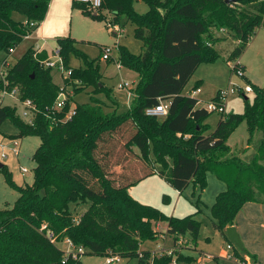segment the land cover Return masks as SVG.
Instances as JSON below:
<instances>
[{"label":"trees","instance_id":"trees-1","mask_svg":"<svg viewBox=\"0 0 264 264\" xmlns=\"http://www.w3.org/2000/svg\"><path fill=\"white\" fill-rule=\"evenodd\" d=\"M51 1L0 0V49L10 54L28 32L26 24L13 19L15 11L26 16L27 22L40 25ZM133 1L103 0L98 15L89 4L74 1L73 5L88 17L106 20L105 10L114 20L123 17L136 26L135 36L143 43L141 55L120 49L119 64L138 74L126 113L108 112L106 104L92 98L93 106L76 105L71 121L53 124L46 108L55 105L62 90L52 80L53 71L43 65L47 53L34 59L36 53L30 48L7 73L10 88L19 87L21 100H31L39 113L29 124L19 117L16 107L0 105V127L11 119L20 138L37 137L40 146L33 156V184L15 187L20 195L15 206L0 210V264H82V259L65 260L56 243L66 239L85 249V255L115 254L137 258L139 264H150L151 259L153 264H172L176 257L177 264H190L192 258L182 251L154 258L141 251L146 242L159 240L154 229L159 222L167 223L174 244L188 233L197 239L200 230L193 215L167 217L133 199L129 190L153 175L180 193L193 184L199 192L197 206L207 185L206 172L223 181L228 189L218 195L212 208L213 226L229 244L226 230L235 227L242 208L247 203L264 205V88L251 84L255 97L252 102L245 98V112L222 115L211 134L206 133L203 121L212 112L197 108L199 101L191 94L183 95L202 63L218 56L214 46L219 40L234 41L228 63L243 55L256 30L264 27V0L233 4L226 0H142L149 8L146 14L135 12ZM59 48L66 67L72 69L63 85L73 91L61 117L84 88L92 87L97 95L106 93L115 103L94 62L85 60V68L80 69L69 66L71 55L81 59L73 40L60 41ZM160 101L170 103L168 115L163 119L147 116L146 111ZM243 122L249 133L247 152L235 155L227 140ZM119 153L134 154L146 169L138 167L134 179L128 174L117 178L113 168L119 165L114 163ZM0 170L5 172V166ZM6 177L14 187L10 175ZM89 203V209L76 217L73 208Z\"/></svg>","mask_w":264,"mask_h":264},{"label":"rangeland","instance_id":"rangeland-1","mask_svg":"<svg viewBox=\"0 0 264 264\" xmlns=\"http://www.w3.org/2000/svg\"><path fill=\"white\" fill-rule=\"evenodd\" d=\"M74 1L55 0L54 2L52 0L44 20L40 23V29H42L40 33H33L32 39L24 40L13 54L0 49V85L3 80L2 72H10L18 60L23 58L28 49L32 48L36 53L34 59H37L40 53H47L48 58H52L59 48L60 41L69 39L73 40L75 49L81 55V59L71 55L69 66L74 69H80L85 68V60L94 62L95 66L100 69L101 74L104 75L103 83L111 91L110 96L118 98V101L114 103L106 93L94 94V89L89 87L74 95V104L93 106L92 98H96L106 104V111L117 112V114L126 113L130 107L127 102L129 89H120L119 85L123 82L132 83L136 81L137 74L125 68L119 71L118 65L120 63V49H125L136 57H139L143 51V43L135 36L136 26L132 21L126 22L123 17L120 20H114L111 12L105 10H103V15L108 18L106 20L104 18L88 17L81 10L73 7ZM238 7L240 9L247 8L245 5H239ZM92 10L98 15L102 11V6L97 11ZM133 10L138 14H146L149 8L142 0H134ZM13 19L23 24L28 21L27 17L18 11L13 13ZM110 21L114 23L118 21L120 23L123 29L121 37L115 36L112 33V29L107 27V23ZM36 41L38 44H36ZM107 46L113 49L112 59L109 62L102 59V49ZM233 49L234 41L231 38L219 40L214 46V51L217 52L218 56L213 60H205L183 91V95H189L193 89H201L200 93L192 95L193 98L199 101V109L206 108L208 103L216 99L221 91L226 92L233 89V92L230 91L226 100V111L227 113L243 114L245 112V98L252 102L255 92L243 95L239 92V89H245L251 84L264 88V27L262 26L256 30L243 55L235 62L228 63ZM5 61H8L7 65L4 64ZM237 63L244 68L246 79L233 74L232 70ZM120 72L123 77L119 76ZM50 75L55 84L61 85L63 83L59 74L51 72ZM4 105L16 107L19 117H22L23 106L17 97H5ZM221 116L220 113L214 112L203 121V125L208 129L207 134H211L215 130ZM190 136L188 135L187 137L189 138ZM12 139H18L20 142L21 153L19 158H17L13 152L8 150V158L3 159L0 148V164L5 166V172L0 170V210L15 206L20 196L15 187L21 188L25 185L33 184L34 170L36 168L33 156L40 146V139L37 137L20 138V131L13 121L8 119L0 127V144H8ZM248 139L247 123L243 122L229 137L227 145L235 155H240L247 152ZM119 154H121L117 157L119 160L114 162L119 165L113 168L117 178L128 174L129 177L134 179L135 174L139 172L137 171L138 167L146 169L145 164L134 154L128 157L122 153ZM151 157L154 159V155H151ZM20 166L27 168L29 172L25 175L22 174ZM131 168L134 169V172ZM7 175H10L11 180L14 182V187L7 182ZM206 179L207 185L203 193H200L202 198L198 206L196 205L198 195L192 194L193 184H190L183 191L184 197L177 202L175 191L158 175L138 183L133 187L135 190H132V188L130 193L136 201L154 207L167 217L174 216L180 219L192 215L195 217V220L200 224L198 238L195 239L191 234H186L185 239L189 243L190 249L185 250L183 253L185 257L192 258L190 264H240L236 261L237 257L242 258L247 264H264L263 260L255 263L248 254L251 253L252 255H257L259 259H264V230L262 228L264 225V207L254 204V207L249 210L251 220L257 221L255 227L251 228L248 226L251 228L250 234L253 237L251 245L249 248L246 247L247 252L235 246L237 255L233 251V259L230 260L227 258L228 250L223 236L213 226L215 218L212 214V208L218 195L227 191L228 187L212 172H206ZM222 184L225 185L223 190L220 189ZM89 207L90 203L76 206L73 211L76 217H80ZM157 225L160 227L158 232H166L168 229L166 222L154 224L155 230ZM158 235L160 237L158 241L146 242L141 246V251H156L157 245L163 244L161 234L159 233ZM172 241L169 238L167 241L168 247ZM56 245L62 252H67L68 246L64 241L57 242ZM187 246L188 244L186 243L181 248L184 249ZM82 264H106V256L87 254L82 257ZM121 264L139 263L137 258H123Z\"/></svg>","mask_w":264,"mask_h":264},{"label":"built area","instance_id":"built-area-1","mask_svg":"<svg viewBox=\"0 0 264 264\" xmlns=\"http://www.w3.org/2000/svg\"><path fill=\"white\" fill-rule=\"evenodd\" d=\"M75 2L82 3V4H89L92 7V9L96 11L102 6V0H75ZM25 24H26L25 26L28 28V32L25 35L24 40H30L32 38L31 37L32 34L35 33V31L39 27V24L36 22H26ZM107 27L112 29V33L115 36L121 37L123 35V29L119 24L110 21L107 23ZM60 51L61 49L58 48L57 51L55 52V55L52 58H48L44 62L43 65L45 66V68L51 69L52 71H55L58 74H60L64 80L70 79L72 75V69L66 67L63 61V58L60 55ZM112 51L113 49L111 47H105V49L103 48L102 59L104 61L110 60L112 58L111 57ZM14 52H15V49L11 50L10 54H13ZM118 69L119 70L122 69V66L120 64L118 65ZM232 72L233 74H236L239 77L246 79L244 68L241 67L239 63L235 65ZM6 77H7V73L2 72L3 80L0 86V105L4 104V98L7 96L17 97L23 106L22 119L29 124H33L34 117L37 115V113H39L38 107L31 100H21V91L19 87H13L11 89ZM130 87H132V83H129V82H123L122 84L119 85L120 89H124V88L130 89ZM61 90L62 91L59 94L55 105L53 107L46 108V111L51 115V116H48V118L51 119L53 124H58L59 122L65 123V122L71 121L73 117L76 115V105L72 103L69 111L65 113L64 117H61V115L64 114L63 113L64 109L66 108L67 104L69 103L73 95V91L71 87H65L64 85H62ZM230 91L233 92V89H231ZM230 91H226V92L221 91L216 97L217 98L216 100L214 99L212 102L208 103L206 110L208 112H212V113L218 112L221 115H226L227 114L226 100H227L228 95L230 94ZM200 92H201V89H197L196 91L191 92V95H195ZM239 92L243 95H246V94L253 93L254 89L252 85H248L245 89H242V88L239 89ZM129 96L133 98L134 94L130 93ZM169 108H170V103L160 101L158 106L148 109L146 111V115L149 117L163 119L168 115ZM20 147L21 145L18 139H12L10 143L8 144L1 143L0 148L2 150V158L3 159L8 158V155H7L8 150L13 152V154L17 158H19L20 153H21ZM20 171L24 175L29 172L28 169L23 166H20ZM159 228H160L159 225H157L156 230L158 231ZM159 233L161 234V241L163 244L156 251L150 252L152 254V258L161 257L164 255L173 256L175 252L180 251V248L184 244H186L185 240H179L175 246L168 247L166 245V242L170 238L168 235V232L166 231V232H159ZM52 237L53 235H50V238ZM53 242H55V239L53 240ZM64 242L68 246L67 252H64L66 256V259H65L66 261L69 257L72 258L74 261L82 259V257L86 253L85 249L81 247H77L69 239L64 240ZM226 248L228 250L227 258L232 260L233 259L232 251L234 250V247L232 244H227ZM140 256L142 257V254ZM122 260L123 258L119 255L110 254L106 256V264H121ZM236 261L240 262L238 261V259ZM150 264H153V259L150 260ZM172 264H177L176 257H174ZM241 264H244V263H241Z\"/></svg>","mask_w":264,"mask_h":264},{"label":"crops","instance_id":"crops-1","mask_svg":"<svg viewBox=\"0 0 264 264\" xmlns=\"http://www.w3.org/2000/svg\"><path fill=\"white\" fill-rule=\"evenodd\" d=\"M68 1V0H67ZM54 2H55V0H54ZM51 3H52V1H51ZM55 4V3H54ZM120 25V24H119ZM40 26H41V24L39 25V27L37 28V30L35 31V33H37V32H41V30L42 29H40ZM44 26V25H43ZM43 28V27H42ZM32 39V38H31ZM33 40H35V39H33ZM36 44H38V42L36 41ZM39 46V45H38ZM41 47H43V46H41ZM107 47H109V46H107ZM112 59V58H111ZM110 59V60H111ZM110 60H108L107 62H109ZM123 68V67H122ZM126 69V68H125ZM122 70V69H121ZM121 70H119V71H121ZM128 71H130V72H133V71H131V70H129V69H127ZM53 73H57V72H55V71H53ZM58 74V73H57ZM137 74V73H136ZM60 75V74H59ZM119 76L120 77H123L122 76V74H121V72L119 73ZM60 77H61V79H62V82H64V79H63V77L60 75ZM103 77H104V75H103ZM137 81H138V74H137V78H136V81H133L132 82V85H133V87H131L128 91H129V93H128V97H127V102H128V106L130 105L131 106V103H132V97H130L129 96V94L130 93H133V91H134V88H135V86H136V84H137ZM63 85V83L61 84V85H59V86H62ZM193 91V90H192ZM134 94V93H133ZM191 94V93H190ZM189 94V95H190ZM113 100L115 101V103L118 101V98H114L113 97ZM199 105V104H198ZM130 108V107H129ZM197 108H198V106H197ZM117 113V112H116ZM153 176H156V175H153ZM150 177H152V176H149L148 178H145L144 180H146V179H149ZM144 180H142V181H144ZM141 181V182H142ZM168 184V183H167ZM225 185H223L222 184V186H221V188L220 189H225V187H224ZM171 187V186H170ZM223 187V188H222ZM133 188V187H132ZM131 188V189H132ZM172 188V187H171ZM131 189L129 190V193L131 192ZM173 189V188H172ZM132 190H135L134 188L132 189ZM174 190V189H173ZM175 191V194H176V199H177V202H179V201H181L182 200V198L184 197V192L183 193H180L179 191H176V190H174ZM193 192H192V194L193 195H198L199 196V194H197V193H199L198 192V190L195 192L194 191V187H193V190H192ZM194 192H195V194H194ZM203 193V192H202ZM223 193V192H222ZM130 195H132L131 193H130ZM201 197V196H200ZM202 198V197H201ZM254 204H256V203H247L243 208H242V210L239 212V214L237 215V218H236V223H235V227H236V229H237V231H238V233H239V235H240V237H241V240H242V242H243V244H244V248H245V250L247 249L246 247H248L249 248V246L251 245V241H252V239H253V237H251V234H250V229L252 228V227H255V224H256V222L257 221H253V220H251V217H250V211L249 210H251L253 207H254ZM256 205H260V206H262V207H264V205H262V204H256ZM262 211H263V209H262ZM172 217H174V216H172ZM251 227V228H249V227ZM262 228H263V230H264V225L262 226ZM261 233H263V232H261ZM260 234V233H259ZM224 239V238H223ZM184 240H185V242L188 244V246L186 247V248H180V250L182 251V254L184 253V251L185 250H189L190 249V246H189V243L186 241V239L184 238ZM225 241V240H224ZM225 244H226V246H227V244H229V243H227V242H225ZM166 245H168V242L166 243ZM176 244H174V242L172 241L171 242V244H170V246H175ZM161 246V244H158L157 245V249L159 248ZM234 251V250H233ZM233 251H232V253H233ZM148 252H151V251H148ZM246 252H247V250H246ZM250 256H251V258H252V260L255 262V263H259L260 262V260L262 261H264V259H259V257L257 256V255H252L251 253H248ZM184 255V254H183ZM238 261H240V262H238V263H240L241 264V260H238ZM242 262H244V264H247V262L246 261H242Z\"/></svg>","mask_w":264,"mask_h":264},{"label":"water","instance_id":"water-1","mask_svg":"<svg viewBox=\"0 0 264 264\" xmlns=\"http://www.w3.org/2000/svg\"><path fill=\"white\" fill-rule=\"evenodd\" d=\"M239 0H226L227 4H233L238 2ZM3 166L0 164V169H2ZM226 234L228 237V240L234 244L237 248L240 250H244V244L241 240V237L236 229V227H228L226 230Z\"/></svg>","mask_w":264,"mask_h":264}]
</instances>
